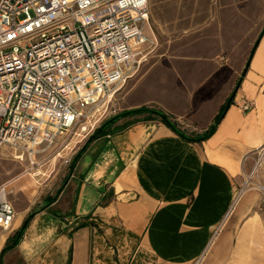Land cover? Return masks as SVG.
<instances>
[{
	"label": "crops",
	"instance_id": "obj_1",
	"mask_svg": "<svg viewBox=\"0 0 264 264\" xmlns=\"http://www.w3.org/2000/svg\"><path fill=\"white\" fill-rule=\"evenodd\" d=\"M163 5L174 10L173 35L111 103L118 113L161 110L197 134L240 78L215 132L189 143L158 119L123 118L114 127L124 129L90 143L50 205L35 207L37 190L22 179L5 183L24 206L0 230V252L35 214L1 264H264V161L252 172L264 145V0ZM246 179L261 192H241L232 209L234 182L240 189ZM220 224V240L201 260Z\"/></svg>",
	"mask_w": 264,
	"mask_h": 264
},
{
	"label": "built area",
	"instance_id": "obj_2",
	"mask_svg": "<svg viewBox=\"0 0 264 264\" xmlns=\"http://www.w3.org/2000/svg\"><path fill=\"white\" fill-rule=\"evenodd\" d=\"M154 45L148 0H0V151L26 157L35 174V156L56 144L66 149L69 135L104 115ZM255 155L252 172L264 145ZM14 215L2 184L1 231Z\"/></svg>",
	"mask_w": 264,
	"mask_h": 264
},
{
	"label": "rangeland",
	"instance_id": "obj_3",
	"mask_svg": "<svg viewBox=\"0 0 264 264\" xmlns=\"http://www.w3.org/2000/svg\"><path fill=\"white\" fill-rule=\"evenodd\" d=\"M174 1L175 0H148L149 26L152 32L155 33V35L157 32L159 46L154 45L153 48H150V50H148L146 60L144 61L142 66L149 61V57L155 49L161 48V45L159 43L165 44L166 38L173 35L172 14L174 10L172 8V5H163V3H169ZM178 1L193 2V1H206V0H178ZM189 11L190 9L187 10V12ZM152 24H154V26L158 25L157 29L154 28ZM139 71L134 76H136L139 73ZM125 83L123 85H125ZM106 105L108 106L106 113L103 115L102 112L99 116L95 115L94 119L90 120L91 121L90 124H87L88 128L85 132L79 133L78 137H75L71 134L65 139V141L69 143V146L66 149L61 148L59 144H56L53 145L48 150H46L45 152L35 156V159L38 162V167L37 170L35 171V174H32L28 170V160L26 157L23 158V161H18L14 159L13 157L14 154L12 153V151L6 148L2 149L0 151V185L10 182L14 179H22L23 186L25 188H27L31 184L33 186L31 187L33 189L32 191L37 190V192H35L36 194L38 193L35 196L37 202L35 207H39L43 205L45 202L44 200L47 196H54L57 193V191L62 188V181L67 175H69V166L72 157L84 145L88 137L93 133V131L96 128L100 126V124L103 121L107 120L110 117L115 116L118 113L115 104H112L111 100ZM134 120L136 119H133L132 121ZM91 126H93L94 128L92 131H90ZM234 185L237 195L234 200L232 209L236 207V202L240 191L243 193V191L245 192L249 189H255V187L256 188L259 187L256 186V184L252 183L251 179H246L245 184L244 185L242 184L243 186H241L240 189L238 182H234ZM7 189H8V199L13 204V207L15 209L16 206L19 208L23 207L24 201L21 199V193H17L14 189V186H11V184L10 186L7 185ZM257 191L261 192L259 188L257 189ZM231 218L232 216L228 218L227 222L231 220ZM221 226L222 225L220 224L216 228L215 232L210 235L209 246L200 257L201 260L202 259L204 260V257L210 254V251L214 246V244L218 240H220L223 234L222 233L223 229H221ZM232 244L233 246L236 245V238L232 240Z\"/></svg>",
	"mask_w": 264,
	"mask_h": 264
},
{
	"label": "trees",
	"instance_id": "obj_4",
	"mask_svg": "<svg viewBox=\"0 0 264 264\" xmlns=\"http://www.w3.org/2000/svg\"><path fill=\"white\" fill-rule=\"evenodd\" d=\"M239 84H240V78L237 80L232 93L226 99L225 103L221 107L219 113L215 117L211 126L207 130L203 131L202 133L185 134L184 132H182L178 128L176 122L170 116H168L167 114H165L161 110L150 109V108H146V107H141L139 109H135V110H131V111H123V112L116 114L113 117L108 118L107 120L103 121L100 124V126L93 131V133L88 137V139L86 140L84 145L72 157L71 162H70V166H69V173L73 170L77 160L84 153V151L90 145L91 142H93L97 138L109 135L113 131L122 130L127 126V125H122L119 127H114L115 123L117 121H119L120 119H123V118L140 117V118L134 120L135 122L158 119L162 124H164L167 128H169L172 132H174L176 135H178L181 139H183L186 142L201 143V142L207 140L215 132L217 125L219 124V122H220L225 110L227 109V107L229 105H231L232 100H233V96H234V92H235L236 88L239 86ZM67 177H68V175L62 181V185L66 181ZM60 192H61V189H59L54 196L47 197L45 199L46 206L53 203L56 200V198ZM34 214H35L34 211L31 212L23 221L21 227L11 237H9L6 240L4 247L0 252V264H1L2 256L6 252L10 251L11 249H13L17 245L20 238L22 237V234H23L25 228L27 227L30 219L32 218V216Z\"/></svg>",
	"mask_w": 264,
	"mask_h": 264
}]
</instances>
